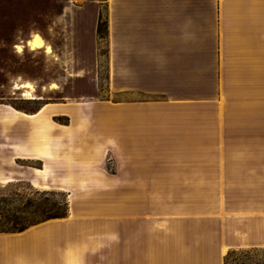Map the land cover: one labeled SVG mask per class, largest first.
Instances as JSON below:
<instances>
[{
    "label": "crops",
    "instance_id": "0c3cea01",
    "mask_svg": "<svg viewBox=\"0 0 264 264\" xmlns=\"http://www.w3.org/2000/svg\"><path fill=\"white\" fill-rule=\"evenodd\" d=\"M105 6L107 97L81 103L102 109L85 116L91 141L83 149L117 153L121 200L181 199L183 206L120 203L116 230L103 225L101 238L86 244L72 238L71 215L18 238L0 234V264H70L79 247L101 253L82 264H225L232 250L264 248V95L253 94L264 88V0ZM93 37L97 46V31ZM98 51L92 69L76 75L96 91ZM72 115L67 104L26 112L0 103L1 146L10 153L3 165L41 163L19 174L0 168V182L18 176L41 185L45 170L49 183L71 175L72 129L54 117ZM160 184L169 185L166 195Z\"/></svg>",
    "mask_w": 264,
    "mask_h": 264
},
{
    "label": "rangeland",
    "instance_id": "374dc122",
    "mask_svg": "<svg viewBox=\"0 0 264 264\" xmlns=\"http://www.w3.org/2000/svg\"><path fill=\"white\" fill-rule=\"evenodd\" d=\"M107 0H0V103L11 104L17 110L35 112L44 103L67 104L73 117L56 116L55 122L69 125L72 129L71 175L49 183V177L36 187L28 180L0 182V228H33L45 222H59L71 215L73 239L86 244L102 234L103 225L109 223L116 230L118 205L139 207L183 206V200L141 199L121 200L118 191L117 153L85 151L90 144L86 133V115L90 118L102 109L81 104L93 97V101L107 97L106 84V6ZM97 31V46L93 35ZM99 32V34H98ZM35 34L41 35L51 46L32 50L27 44ZM16 45L23 50L18 52ZM99 48L100 87L96 91L77 79L85 69H92L95 48ZM103 55V56H102ZM29 81L35 87L34 101L24 96L25 90L16 91L15 82ZM57 88L51 90L52 85ZM51 85V87H50ZM51 88V89H50ZM239 90V89H238ZM12 91L14 93L12 94ZM264 95V88L254 90ZM13 97L16 100L1 98ZM97 107V108H96ZM48 146V136H46ZM0 168L26 173L30 167H41L40 162H17L18 166L3 165L10 155L1 146ZM84 146V147H83ZM66 153L63 158L70 161ZM64 174V172H63ZM47 186L48 188H44ZM130 185L123 184V197ZM168 184H160V194H167ZM146 190V189H145ZM59 217V218H55ZM10 238L21 237L20 233H0ZM2 238V236H0ZM101 238V237H100ZM263 249V248H262ZM1 256V255H0ZM93 262L101 259V253L91 254L83 248L77 249L70 258V264H82V259ZM95 264V263H90ZM229 264H264V250L259 252L238 251L231 255Z\"/></svg>",
    "mask_w": 264,
    "mask_h": 264
},
{
    "label": "bare ground",
    "instance_id": "6f19581e",
    "mask_svg": "<svg viewBox=\"0 0 264 264\" xmlns=\"http://www.w3.org/2000/svg\"><path fill=\"white\" fill-rule=\"evenodd\" d=\"M32 50H35V49H46V52L47 53H51L52 52V48L50 45H48L44 38L39 35V34H35L34 37L32 38V40L28 41L27 43ZM17 49L18 52H21L23 50V47L21 45H16L15 47ZM52 89H56L57 88V85L56 84H53ZM15 89L16 90H25L24 92V96L29 98V99H35L34 95L32 94L34 91H35V87L33 86V84L29 81H25V82H22L20 84H16L15 85ZM41 175H44L45 178H47V171H43V172H40ZM11 180H5L4 183H9ZM34 186L36 187H41V185H39L37 182H35L33 184ZM44 188H48L47 186H43Z\"/></svg>",
    "mask_w": 264,
    "mask_h": 264
},
{
    "label": "trees",
    "instance_id": "16d2710c",
    "mask_svg": "<svg viewBox=\"0 0 264 264\" xmlns=\"http://www.w3.org/2000/svg\"><path fill=\"white\" fill-rule=\"evenodd\" d=\"M106 33H107V29H106ZM99 34V32H98ZM100 35V34H99ZM55 218H59V217H55ZM28 228H18V227H13L10 229H1L0 228V233H20L23 232L25 230H27ZM261 250H264V248H253V249H241V250H232L228 253V255L225 258V264H229V258L231 257V255H233L234 253L238 252V251H242V252H259Z\"/></svg>",
    "mask_w": 264,
    "mask_h": 264
}]
</instances>
